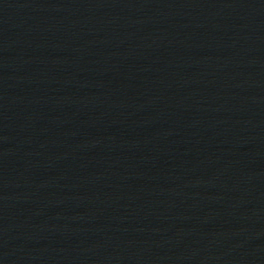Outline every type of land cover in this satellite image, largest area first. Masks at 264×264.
<instances>
[{
	"label": "water",
	"instance_id": "1",
	"mask_svg": "<svg viewBox=\"0 0 264 264\" xmlns=\"http://www.w3.org/2000/svg\"><path fill=\"white\" fill-rule=\"evenodd\" d=\"M0 264H264V0H0Z\"/></svg>",
	"mask_w": 264,
	"mask_h": 264
}]
</instances>
